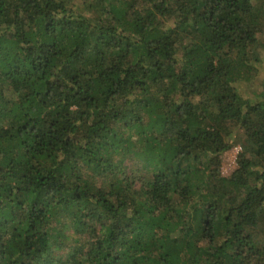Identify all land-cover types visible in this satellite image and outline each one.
<instances>
[{"label": "trees", "instance_id": "trees-1", "mask_svg": "<svg viewBox=\"0 0 264 264\" xmlns=\"http://www.w3.org/2000/svg\"><path fill=\"white\" fill-rule=\"evenodd\" d=\"M263 28L264 0H0V264H264Z\"/></svg>", "mask_w": 264, "mask_h": 264}, {"label": "rangeland", "instance_id": "rangeland-1", "mask_svg": "<svg viewBox=\"0 0 264 264\" xmlns=\"http://www.w3.org/2000/svg\"><path fill=\"white\" fill-rule=\"evenodd\" d=\"M261 47L259 49L260 59L262 60L260 64L256 66L255 69L251 70L249 73V78L246 80H241L236 83L237 89L240 91L241 96L244 99H255V94L259 92L261 89V83L264 80V28L262 32V36L260 37ZM232 135V143L233 139L241 138L239 130H235ZM236 146H240L239 144H235L226 151L221 157V174L222 176H229L235 168L236 162L233 163L232 149ZM241 147V146H240ZM133 163L129 161L126 162L128 167H133ZM135 166V164H134Z\"/></svg>", "mask_w": 264, "mask_h": 264}, {"label": "built area", "instance_id": "built-area-1", "mask_svg": "<svg viewBox=\"0 0 264 264\" xmlns=\"http://www.w3.org/2000/svg\"><path fill=\"white\" fill-rule=\"evenodd\" d=\"M232 158H233V163H235L236 162V157H237V155H238V153L241 151V148L239 147V146H236V147H234L232 150Z\"/></svg>", "mask_w": 264, "mask_h": 264}]
</instances>
